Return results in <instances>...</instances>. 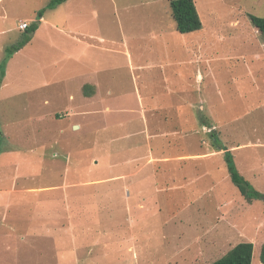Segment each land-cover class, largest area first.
I'll return each mask as SVG.
<instances>
[{
    "label": "rangeland",
    "instance_id": "obj_1",
    "mask_svg": "<svg viewBox=\"0 0 264 264\" xmlns=\"http://www.w3.org/2000/svg\"><path fill=\"white\" fill-rule=\"evenodd\" d=\"M194 1L203 27L190 33H180L172 16L170 0H67L53 8L48 6L50 0H0V31H4L0 33V64L14 55V51L9 49L19 45L28 35L27 31L19 29V20L37 18L41 11L46 17H56L59 23H66L63 25L66 32L75 31L80 34L79 38L85 37L86 41L93 43L88 50L92 61L88 60L97 68L103 67L98 75L105 74L106 85H110L113 94L125 96L131 103L137 88L134 72L124 60V55L110 50H123L129 46L133 59L136 58L135 61L143 66L142 70L139 69L142 76L139 88L145 91V97L150 99L157 90L165 94L168 86L181 91L177 98L170 99L172 101L164 99L169 104H178L194 95L193 109L204 113L195 115L194 119L197 124L207 126L199 130L201 135L196 133L197 142H193L196 148L192 149L197 150L199 141H205L209 154H216L214 151L222 153L223 150L214 147L216 135L219 146L233 147L230 150L239 172L263 194V198L248 201L243 197L231 181L225 159L221 156L214 159L216 165H213L217 169L218 163H222L219 167L222 168L221 173L215 169L216 173L207 178L206 185L193 187V192L197 193L198 189L208 188L211 181H218V174L222 178L226 175L228 180H222L216 191L210 192L211 188L210 193L204 196H200L199 191L197 194L192 192V200L197 199L194 205L189 202L183 206V203L176 205V202L186 197L184 195L177 197L161 193L151 196L161 205V211L156 214L154 227L148 226L142 232L137 227L139 222H131L132 218L125 216L126 210L120 207L115 214H120L121 230H127L128 224H133L139 231V238H136L137 242L135 238L104 239L106 229L112 228L103 227L101 219L107 215L102 209L103 204L139 200V195L133 192L138 188L135 183V175L139 174L138 165L135 166L136 156L133 154L129 159L133 168L129 170L130 181L124 185L128 191L121 195L100 194L98 186L106 183L103 143L115 131L111 127L103 131L104 127L99 123L93 126L97 127L95 132L94 128L92 132L73 130L72 122L76 116L72 115L69 107H73L76 99H70L69 95L77 93L78 80L70 68L64 69L61 72L72 77L64 78L62 83L47 89L56 97L49 107L60 112L54 117L56 119H47L53 128L49 134L55 135L59 127H63L64 142L47 146L33 144L31 149L35 152L31 155L33 163L30 164L33 175L28 176L25 182L20 177L15 191L0 195V264H133L137 253L139 264H182L183 255L188 252L181 254L179 251L198 235L202 238L198 239L199 243H193L192 248L196 245L201 252L192 249L194 257L187 261L188 264H209L241 241L254 243L252 264H264L260 259L264 243V37L249 17L250 14L264 17V0ZM56 39L60 48L71 49L66 37ZM16 58L24 61L23 75L30 74L29 66L37 68L25 54ZM65 63L62 62L64 66ZM12 68L20 67L14 61ZM165 72L169 80L165 78L164 82L162 74ZM55 74V68H47L49 78ZM27 97H21L24 103ZM20 110L24 111L22 105L5 113L8 121L13 122L9 126L11 139L1 136L3 116L0 114V148L5 143L18 142L16 134L20 121H24V126L33 134L36 121L27 113L20 114ZM168 111L172 115L175 109ZM130 122L133 125L131 129L129 124L125 132L116 135L128 134L129 130L134 132L136 121ZM136 138L141 139V136L135 135L132 140L124 141L131 144ZM97 140L99 144L93 145ZM152 147L157 150L155 144ZM145 149L139 148V153H144ZM53 152L58 155L63 152L64 156L55 158ZM39 154L42 159H38ZM55 160L58 170L60 165L64 169L63 178L56 167L50 171V164ZM15 165L8 163V170L14 169ZM113 170L116 172V168ZM7 174L12 175L9 171ZM10 178L2 180L0 186H11ZM109 184L113 186L112 181ZM24 186L32 190H20ZM45 186H51L53 190ZM61 186L64 187L63 193L54 190L63 188ZM230 198L241 200L232 202L223 211L221 224L215 225L218 222L214 223L211 218L217 213L214 206ZM93 205L95 207H91ZM82 213H94L100 219H92L89 225L78 218ZM131 214L138 215L139 212L133 210ZM147 214L151 217L153 212ZM205 214H209L207 220ZM153 229L150 238H145ZM180 234L184 236L178 237ZM112 236L108 234V237Z\"/></svg>",
    "mask_w": 264,
    "mask_h": 264
},
{
    "label": "crops",
    "instance_id": "obj_2",
    "mask_svg": "<svg viewBox=\"0 0 264 264\" xmlns=\"http://www.w3.org/2000/svg\"><path fill=\"white\" fill-rule=\"evenodd\" d=\"M36 20H40L38 28L32 35L31 39L23 47L15 51L14 55L6 61L5 75L0 82V114L3 116V130L1 131V136L11 139L9 126L13 122L8 121L5 113L21 105L24 107V111L21 112L20 110L18 112L20 114L27 113L31 116L30 118H34L36 121V124H34L33 127V134H31L30 129L24 126V121H20V126L16 134L18 142H8L0 148V184H2V180L10 178V176L12 178L11 186L5 188L0 186V195L5 192L10 193L15 191L16 182L20 177H22L25 182L27 180L26 178L31 176V171L33 172L30 165L33 163L31 155L35 152L31 149L33 144L47 146L48 144L52 145L53 143L55 145H60L64 142L63 127H59V134L58 131L55 135L49 134L53 128L52 125H49L47 119L50 121L51 119H56L54 117H57L60 112L49 107L51 101L56 97L49 94L47 89L48 87L62 83L64 78L69 79L73 75L78 80L77 93H70L69 95L70 99H76L73 107H69L72 111V115L76 116L72 122V126H74L72 127L73 130L76 132H92L91 129L94 128L93 126L96 123H99V126L104 127L102 129L103 131L105 129L107 130L108 127H111L115 131V134L111 135L110 138L103 143L105 166L104 179L106 183L98 186V189L101 190L99 193L121 195L124 191H128L127 188H124L126 187L124 185L127 184L128 180L130 181L129 170L133 168V165L131 164L132 160H129L131 155L135 154V166L138 165L137 169L139 174L135 175V183L138 185V188L133 192L139 195V200L135 202L127 200L122 204L113 202L103 204L102 209L107 212V215L102 216L101 219L103 221V227L111 226L112 228L106 229L103 238H135L137 242L136 238H139V231H144V228H147L148 226L154 227V222L157 220L156 214L161 211V205H159L158 202L153 201L151 196L161 193H166L167 195L172 196L177 195V197H179V195H184L186 197L178 199L176 205L181 203H183L181 206L188 205L189 202H191L190 205H194L193 203L197 199L192 200L193 187L207 184V178L212 175V173H216L214 172L216 167L213 166L214 164L216 165L214 159L221 156L224 157V150L220 149L223 150L222 153L214 151L216 154H209V147H207L205 141H199L197 150L192 149V147L196 148L193 146V142L194 144L197 142L198 136L196 133L199 132V135H201L199 130L202 129V127L204 128L207 126L206 124L201 123H198V126L194 119L195 115L204 114L202 111L197 113L193 109L192 101L195 99L194 95H190L191 97L179 101L178 104H169L168 102H164V99L167 98L170 100L172 97L175 99L180 95L181 91L176 90V87H174V90L168 86L169 90H165V94H161L157 90V92L151 94L150 99L146 98L145 91H142L139 88V79L142 78V76L139 75V69L142 70L143 68L141 67L143 66L135 61L136 58L133 59V53L129 46L128 48L126 46L123 47V50L117 48L110 50L115 54L124 55V60H126L127 64H129L134 72L133 76H135L137 88L135 99L131 103H129L131 100L127 99L125 96L113 94L110 85H106L104 73L98 75L101 73L99 70L103 67L97 68L96 65L92 64V58L88 57V50L93 47L92 42L86 41V39H84L85 37L79 38L80 34L75 31L71 33L66 32L63 27L66 23H59V19L56 17H46L45 15L40 19L28 17L22 18L19 20V23L20 21H27L30 25ZM68 30L71 31L70 29ZM3 32V30L0 31L1 34H3ZM63 36L68 39L67 41L70 43L71 49L65 50L64 48L63 50V48L59 47L56 37L64 38ZM22 54H25V57L29 56V59H31L30 61L37 66V68L29 66V75H23L24 73H22L21 69H24L22 66L24 61H21L20 58H16L18 55ZM88 59H91V61ZM14 61L20 68H12V63ZM63 61H66L65 66L62 64ZM32 68H34V74H32ZM47 68H55L56 74L49 78L47 76ZM68 68H70L72 75L65 76L64 72H61V70L65 69L66 71ZM162 75L163 81L165 82V78H168L166 72ZM198 75L199 74L197 73V79ZM42 89H44V92L41 91ZM184 90L187 91L185 88ZM197 91L198 90L195 92L197 93ZM22 96H28L26 103L23 102V99L21 98ZM145 99H148L149 102L145 103ZM173 102H175V100H173ZM184 105H186V107ZM171 108L173 110L175 109V112H173L172 115V112L168 111ZM201 109L202 108H200V110ZM101 116H103L104 119ZM99 117H101L99 120L95 119ZM130 121H136L134 123V132L129 130L128 134L116 135L118 132L119 134L125 132L127 125L129 124L131 129L133 125H131L132 122ZM96 128L97 127L94 128V132ZM133 133L141 136V139L136 138V140L134 139V143L128 144L127 141L124 140H132V137L135 136ZM49 137L50 139H48ZM96 143L99 144L98 140L93 142V145ZM153 144L157 147L156 151L152 149ZM203 146L204 149L202 150ZM144 147H146L144 150L145 152L139 153V148ZM165 148L166 152L164 151ZM181 148L183 150H179ZM185 148H187L188 151H186ZM227 148L232 149L233 147ZM175 149L179 151H176ZM53 155L55 158L58 156L63 157L64 153L61 152L58 155L57 152H53ZM38 159H42L41 154H39ZM10 162L16 165L14 169L11 168L8 170L9 166L7 165ZM57 164V160L51 163L50 171L52 172L56 167L57 171L62 172L61 177L63 178L64 169L60 165L58 170ZM218 164H220L219 167L222 165V163ZM219 167L217 166L216 170L221 173L222 168ZM114 168H116V172H114ZM8 171L12 173V175L7 174ZM218 175H220L218 181L213 183L211 181L208 188L201 190L198 189L197 193L199 191L200 196H204L206 193L209 194L210 192H214L216 191V188L222 184V180H228L226 175H223V178L221 177V174ZM92 177L93 176L90 178ZM111 181L113 186L109 184ZM50 187L51 186H49V188L48 186H45L44 188L53 190L51 189L52 187ZM211 188H213V190L210 191ZM63 189L64 187L54 190H60V192L63 193ZM65 189L67 190V188ZM20 190L26 192L32 190V188L24 186V188H20ZM223 191L220 194H223ZM197 193L195 192L194 194ZM1 199L2 196H0V200ZM238 199L239 198H230L225 200L226 202L221 200L223 201L222 203L220 201L214 206L217 213L213 214L211 218L214 223L218 222L215 225L218 226L221 224L223 220V211L227 207H230L232 202H235ZM152 206L154 207L153 211L151 209ZM91 207L95 206L93 205ZM120 207L126 210L125 216L128 215V218H132L130 220L131 222H139L137 225L139 231L135 229L133 224H128L127 227L129 228L127 230H121L123 225L119 220L120 214H115L118 209H121ZM133 210L139 212V214L132 215L131 211ZM147 212H153L151 217ZM204 217L207 220L209 214H205ZM78 218L82 219L83 223L88 222L87 224L91 223L92 219H100V217L94 213H88L87 215H83L82 213L81 215H78ZM109 220L115 221V223L112 224ZM134 223L136 224V222ZM153 231L154 229L145 238H150ZM107 233H110L113 236L108 237ZM84 234L89 237L87 232H84ZM173 235L176 236L175 233H173ZM182 236L184 235H178V237ZM163 237H165V235H163ZM199 238H202V236H196L189 245L184 246L179 251L181 254L188 252L186 255H183L184 261L181 262L182 264H188L187 261L193 259L194 256L191 254L192 249L198 251V253L201 252V248L196 245H194L195 248H192L193 243H199ZM202 253H204V250H202ZM138 256L137 253V257H134L135 261L133 264H139Z\"/></svg>",
    "mask_w": 264,
    "mask_h": 264
},
{
    "label": "trees",
    "instance_id": "obj_3",
    "mask_svg": "<svg viewBox=\"0 0 264 264\" xmlns=\"http://www.w3.org/2000/svg\"><path fill=\"white\" fill-rule=\"evenodd\" d=\"M65 1L67 0H50L48 6L50 8H53ZM170 6L172 16L176 21L177 30L180 33H190L193 31H197L203 27V23L194 0H170ZM42 16L43 12H38L37 19L42 18ZM249 17L253 25L264 37V17L254 14H250ZM39 22L40 20L32 22L25 30L28 32V35L25 37V39L13 49H9V51L15 52L23 47L31 39L32 35L39 26ZM6 61H3L0 64V82L5 75ZM214 141L216 142L215 147L217 148V150H224V159L231 181L239 189L241 195H243V197H245L248 201L263 198V194L259 190L255 189L250 181H248L247 178H245V176L239 172L232 151L225 146H219L217 144L218 137L216 135L214 137ZM253 252L254 243L252 241H241L230 248L223 256L215 259L209 264H252ZM260 259L261 262L264 263V243L261 246Z\"/></svg>",
    "mask_w": 264,
    "mask_h": 264
},
{
    "label": "built area",
    "instance_id": "obj_4",
    "mask_svg": "<svg viewBox=\"0 0 264 264\" xmlns=\"http://www.w3.org/2000/svg\"><path fill=\"white\" fill-rule=\"evenodd\" d=\"M29 27V22L27 21H20L19 28L21 30H26Z\"/></svg>",
    "mask_w": 264,
    "mask_h": 264
}]
</instances>
